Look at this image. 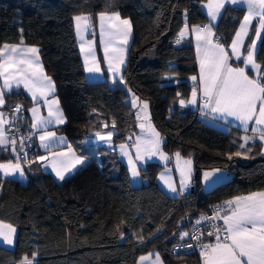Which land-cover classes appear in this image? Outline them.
<instances>
[{
    "label": "trees",
    "instance_id": "obj_1",
    "mask_svg": "<svg viewBox=\"0 0 264 264\" xmlns=\"http://www.w3.org/2000/svg\"><path fill=\"white\" fill-rule=\"evenodd\" d=\"M205 1L0 0V47L21 41L39 47L65 117L57 131L87 160L59 182L39 164L25 168V183L0 177V221L16 229L11 248L0 244V264H16L34 254L33 264H136L140 255L150 252H157L166 264H200L192 253L171 251L189 224L213 202L264 190V152L255 147L246 157L228 159L236 151L244 153L239 148L242 130L210 125L197 111L176 104L178 97L189 95L192 84L187 77L197 72V61L192 42L176 44L175 39L185 20L189 26L209 23L202 8ZM100 12H118L131 23L122 83L86 79L73 18L89 15L95 32ZM244 14L243 6L227 4L213 24L226 48ZM256 26L254 19L243 54ZM261 37L255 61L264 68V32ZM94 40L100 58L96 33ZM246 71L253 77L251 70ZM167 75L177 82L166 83ZM130 93L148 104L149 119L162 138L161 149L192 160L190 187L180 196H168L158 186L162 164L146 162L139 167L141 182L134 186L115 151L84 142L91 134L109 130L114 144L138 134ZM6 99L7 105L20 102L19 126L28 129L30 100L19 90ZM7 160L0 150V161ZM212 169L225 170L229 177L205 190L201 171Z\"/></svg>",
    "mask_w": 264,
    "mask_h": 264
},
{
    "label": "snow or ice",
    "instance_id": "obj_2",
    "mask_svg": "<svg viewBox=\"0 0 264 264\" xmlns=\"http://www.w3.org/2000/svg\"><path fill=\"white\" fill-rule=\"evenodd\" d=\"M227 4L238 5L245 4L247 6V14L243 17L239 30L235 33V38L232 40L230 48L231 55L238 61H242L244 67H233L229 63V53L223 45L218 41L213 42L214 26L212 22L216 21L221 15V10ZM207 16L210 18V23L206 27H192L191 32L195 33L197 41V54L200 61V86L193 87L191 99L185 103L184 99H180L181 107L197 104V93H202L201 109H209L211 113L217 114L221 119L226 120L228 117H233L240 122L245 131L248 130L249 123L254 122L251 128L253 136L242 137L244 143L239 145L240 149L250 151L246 145L251 140L255 142L257 139L256 133H259L258 139L264 143V68L255 61L257 51V41L261 40V33L264 32V0H208L206 5ZM101 34L107 36L103 40L104 59L107 62V71L113 77H119V82H123V76L120 75L121 66L125 63L123 51L124 49L117 44H127L128 35L131 32V24L127 19H121L118 13H113L111 16H106L100 13ZM258 17V27L255 29V39L247 48V55L241 56V48L244 46L245 37L249 34V28L253 18ZM77 33L81 31V22L87 27V22L90 19L87 16H76ZM107 19L112 23L109 24L108 30H105L104 21ZM189 26L185 20L184 28L181 29L176 43L187 36ZM122 37V39H120ZM23 44V41H21ZM82 51L84 50L81 45ZM90 57V59H89ZM86 71L90 74H99L102 72L99 62L92 50V45L88 46V55L85 57ZM254 71L255 76L250 77L246 71L249 68ZM193 81L197 77L191 78ZM0 108L5 104V96L11 94L14 90L23 89L31 95L32 100L36 103V107L30 109L32 113L33 123L32 129H37L43 134L39 136L40 147L45 150H50L52 144L56 142V133L47 131L50 126L62 124L65 118L62 110L59 107L57 99H49L55 92V86L50 77L44 72L39 61V50L35 47L23 48L17 45H4L0 48ZM114 83L117 82L115 79ZM137 97H133L131 105L137 104ZM47 108V116L39 115L40 104ZM148 108V104L143 103V110ZM16 113H20L22 109L19 105L14 109ZM139 118V116H138ZM15 119V118H14ZM10 121L5 119L4 112L0 111V150H6L7 146H11V151L16 153V163H0V172L5 177H15L17 174L21 178L24 176V170L20 160L27 159V153L23 157L17 151L16 139L9 140L6 135L4 125ZM107 127V125H105ZM113 127L115 125L113 124ZM143 130L145 126L140 125ZM96 137L105 143L111 142L113 132L107 133L96 132ZM31 139V137H28ZM60 143H64L63 138H60ZM20 150L25 147V138L20 139ZM160 134L155 131L151 125L148 126L147 138H138L135 145L136 155L135 160L125 151V145L119 147L123 155L128 156V164L133 178L140 175L137 164L142 160L141 153L147 155L148 158L160 154V158L168 160L169 157L164 155L160 150ZM241 151H236L228 155L231 160L232 156H241ZM71 157V159H68ZM176 169L180 175V192L186 191L189 182L192 178V160L183 159L179 152L175 153ZM40 161L48 159L47 156H40ZM84 159L75 157L71 146H68V152L55 154L52 161V169L56 172L59 179L65 178V173H70L77 164H83ZM222 174L221 169H212L203 171L202 179L205 185H211L217 182ZM161 179L165 180L169 189L172 192H177L175 184L171 178L167 179L162 175ZM221 212H224L222 215ZM209 219L201 217L197 220L200 224L201 220ZM214 220H223V228L211 225L216 230V243L203 245L201 255L204 257V264H264V192L250 193L245 196H237L232 200L224 202V205L217 206ZM15 228L10 224H5L0 221V243L12 245L14 242ZM221 231L225 233L223 238L219 234ZM213 233H209L212 235ZM193 239H199L198 236L183 232L181 239L190 236ZM143 242V240H141ZM192 247V245H187ZM152 254H150L151 256ZM156 255L155 264H161L159 254ZM33 259L25 256L20 264H33ZM149 256L140 257L141 264L148 260Z\"/></svg>",
    "mask_w": 264,
    "mask_h": 264
},
{
    "label": "crops",
    "instance_id": "obj_3",
    "mask_svg": "<svg viewBox=\"0 0 264 264\" xmlns=\"http://www.w3.org/2000/svg\"><path fill=\"white\" fill-rule=\"evenodd\" d=\"M100 13H104L106 16H111L113 13H118V12H110V13H107V12H100ZM100 13H98V14L96 15L97 27H96V31H95V32H94V30H93L91 17H90L89 15L85 14L87 17L90 18V19L88 20V22H89V25H90V28H91V32H93V33H91V32L88 33V34H87V37H88V38H92V37L94 38V34L96 33V35H97L98 44H99V51H100V58H99L98 55H97V52H96V49H95V45H94V50H95V54H96V59H97V61L99 62L100 67H101V69H102L101 74L103 75L104 80H107V81H109L110 83H113V81H114V79H115L117 82H119V77H113V76L107 71V62H106L105 59H104V45H103V42H102L103 38H102V34H101V21H100V15H99ZM118 14H119V13H118ZM82 15H84V14L77 15V16H82ZM119 16H120V14H119ZM75 17H76V16H75ZM75 17H74V18H75ZM74 18H73V23H74V29H75V35H76V27H75V19H74ZM120 18H121V19H127V18H123V17H121V16H120ZM242 19H243V18H242ZM254 19L257 20V26H256V28H257V27H258V17H254ZM127 20H128V19H127ZM208 20H209V23H210V18H209ZM215 22H216V21L212 22V24H214ZM241 22H242V20H241ZM241 22H240V24H241ZM110 23H112V22H111V21H108L107 19H105V21H104V27H105V30H106V31L108 30V26H109ZM209 23H206V24H200V25H193V26H189V25H188V26H189V32H188L187 36L181 41V42H183L184 40L189 39V40L192 42V45H193V48H194V51H195L196 61H197V72H196L195 74L189 75V76L187 77L188 82L191 83L192 86H191V90H190V92H189V95L187 96V98H184L186 104H187V101L191 99V94H192L193 84H194L195 82H197V85L200 86V80H199V76H200V64H199V58H198L197 48H196L197 41H196V35H195V33L191 32V28H192V27H196V26L203 28V27L208 26ZM130 24H131V23H130ZM240 24H239V26H238V28H237L236 31L239 30ZM184 25H185V24H184ZM184 25H183V27H182L181 29L184 28ZM180 31H181V30H180ZM180 31H179V33H180ZM212 31H213V34H214L213 27H212ZM179 33L177 34V37H176V39H175V43H176V40H177V38H178V36H179ZM235 33H236V32H235ZM261 34H262V33H261ZM131 36H132V27H131V32L129 33L128 38H127V40H128L127 44H120V41L117 40V44H118L120 47H122V48L124 49V51H123V56H124V60H125V61H126V56H127V50H128V47H129V44H130V41H131ZM216 38H217V37H216L215 34H214V35H213V42H214V43L218 41ZM234 38H235V35H234L233 39H234ZM245 38H246V37H245ZM120 39H122V37H121ZM233 39H232V40H233ZM253 39H255V35H254V38H253ZM218 42H219V41H218ZM231 42H232V41H231ZM258 42H259V40L257 41V45H258ZM219 43H220V42H219ZM176 44H178V43H176ZM179 44H180V43H179ZM220 44H221V43H220ZM4 45H9V46H11V45H17V46H19V47H23V48H29V47H35V48H37V49L39 50V61H40V64L42 65L43 72L46 74L45 69H44V66H43V62H42V59H41V55H40V49H39L38 46H35V45H23V44L4 43V44L1 45L0 48H2ZM221 45H223V44H221ZM230 45H231V43H230ZM230 45H229L227 48L223 45V47L225 48V50L229 53V56H230L229 63H230L233 67H244L243 64H242V66H238V65L232 64V61H233V60H234V61H238V60H236L234 57H232V55H231V48H230ZM246 55H247V53H246V54H243V53H242V48H241V56L243 57V56H246ZM82 63H83V62H82ZM256 63H257V62H256ZM124 65H125V63L121 66V72H120V75H122V70H123ZM83 67H84V65H83ZM246 69L251 70V69H250V66H249V68H246ZM84 71H85V68H84ZM251 71H252V70H251ZM252 73H253V77H254V76H255L254 71H252ZM46 75H47V74H46ZM85 75H86V71H85ZM47 76H48V75H47ZM86 76H87V75H86ZM193 76L197 77V79H196L195 81H193V80L191 79ZM48 77H49V76H48ZM250 77H251V76H250ZM164 78L166 79V81H167L166 83H168V84H173V83H176V82H177V80H172V76H169V75L164 76ZM51 80H52V79H51ZM0 83H2V80H0ZM119 83H120V82H119ZM54 86H55V85H54ZM17 90L23 92V94H25V96L30 100V105H29V107L27 108V113H28V119H29V120H28V121H29L28 129H29V130L33 133V135H34L33 153H32V156H31V158H30V160H29L28 162L23 163V162L20 161L21 166H22V168H23V170H24V176H23V178H21V177L19 176V174H17L15 177H5V176H3V173H2V172H0V177L16 179V180L20 181L21 183H25L26 180H27V176H26V173H25V168H26V167H29L31 164H39L40 169H41L43 172H45V173H49V174H50V175H51V176H52L57 182H59V181H61V179H59V177L56 175V172L53 171V169H52V161H53V158H54V155H55V154H59V153H62V152H68V146L70 145L71 148H72V150H73V153L75 154V157H80V158H83V159H84V163H83V164H77V165L75 166V168L72 169V171H71L70 173H65V178H66L67 176L71 175L72 173H74L75 171H77L79 168H81V167L85 164V162H86L87 160H86L85 156L80 155V154H78V153L75 151V149L73 148V146H72L70 140L67 138L66 135H64L63 133H59V132L57 131V127L63 125L64 123H62V124H55V125H53V126H50V127L47 129V131H51V132H55V133H56V142L52 144L51 149H50V150H45L44 148L40 147V143H41V142H40V140H39V136H40L41 134H43V133L40 132V131L37 130V129H32V128H31V124L33 123V120H32V113H31L30 109H32L33 107H36L37 105H36V103L32 100L31 95L28 94V93L23 89L22 86H21L20 89H17ZM17 90H14V91H17ZM200 94L202 95L201 92H200ZM197 95H198V93H197ZM133 97H135V96H133V94L130 93V101L133 99ZM49 99H57V98H56V97L54 96V94H53L52 96L49 97ZM180 99H183V98L178 97V98H177V101H176V104H177L178 107H180V108L183 109V110H184V109H191V110H195V111H197V113L201 115V116H200L201 119H202L204 122H206V123H208V124H210V125H213V126H216V127L222 128V129H225V128H226V124H229V125L235 126V127L239 128L240 130L243 131V134H242V136H241V139H242V137H244V136H250V137H251V136L254 135V134L252 133V131H251V128H252L254 122H250V123H249L248 130L245 131V129L243 128V126L240 125V122L237 121V120H235L233 117H228L226 120H224V119L219 118V117L217 116V114L211 113V112L209 111V109H201L202 101H199V100H198V96H197V101H198V102H197L196 105H188V106H186V107H181V106H180V103H179ZM57 100H58V99H57ZM137 103H138L137 107L139 106L141 109H143V103H145V102H143V101H139V100H138ZM6 106H7V99H6V96H5V104H4V106H3L2 108H0V111L4 112V114H5ZM39 107H40L39 115H40V116H43V117H46V116H47V108H46L45 106H43V103H41ZM59 107H60V109H61L60 104H59ZM137 107H135L136 110H137ZM61 110H62V109H61ZM147 114H148V117H149V113H147ZM64 118H65V117H64ZM141 123H142V121H138L139 131H138V134L135 135V136H137L136 138H140V137H138V136H139V135H142V133L144 132V129L142 130L141 127H140ZM4 127H5V125H4ZM109 131H110V130H109ZM109 131H103V132H101V133L103 134V133H107V132H109ZM111 132H112V131H111ZM156 132H157V131H156ZM95 134H96V133L91 134V135L85 137V138H84V142H85L86 144H87V143H91V144L93 145V147H94V146H103V147H105V148H106L107 150H109V151H113V149L116 148V151H115V150H114V151L116 152L118 158H119V159L125 164V166L127 167V170H128V172H129V177H130V180H131V183H132V178H133V177H132V175H131V171H130V168H129V164H128V162H126L125 160H123V158H120L119 155H118V154H119V152H118L119 144H114V143L112 142V140H111L112 143L110 142V144H107L106 146L101 145V142H99V140H97V139L94 140V135H95ZM255 135L257 136V139L255 140V142H253V141L250 140V141L248 142V144L246 145V148H250V149L252 150V149H254L255 147H258V148L260 149V152L263 153V152H264V143H262V142L258 139L259 133H256ZM135 136L132 137V140H131V141H129V142H124V143L127 144V146L132 147V151L130 150V152L132 153V158H133V160H135V155H136V148H135V145H136V142H137V141L134 140V137H135ZM147 136H148V135H147ZM60 138H63L64 143H60V142H59ZM141 138H147V137L144 136V137H141ZM160 139H161V141H162V138H161V137H160ZM124 143H123V144H124ZM242 143H244L243 139H242ZM251 150H250V151H251ZM3 151H4V152L6 153V155L9 157V160H7V161H0V163H9V162H11V163H16V162H17V160H16V153H13V152L11 151V146H10V145L7 146V149H6V150H3ZM250 151H245V150L243 149V152H244V153H243V156L246 157V155H247L248 152H250ZM162 153H163L164 155L168 156L169 159H168V160H164V159H161V158H160V159H159V158H155V157H153V156H152L151 158H148V156H147V155H144V153L142 152L141 155H142L143 158H142L141 161L138 162V164H137V168L139 169V167L143 166L146 162H157V163H159V164H162V165H163V168L160 170V172L157 174V177H156V181H157L158 186H159V187L161 188V190H162L165 194H167L168 196H171V197H177V196H180V195H182L183 193H185V192L187 191L188 187L190 186V182H189V186L187 187L186 191H184L183 193H181V192H180V185H179V182H178V177H177V175L175 174V171H176V169H175V163H174L175 153L168 154V153L164 152L163 150H162ZM40 156H47L48 159L45 160V161H40V160L38 159ZM68 159H71V157H69ZM162 175H163L166 179H167L168 177L171 178L172 182L175 184V186H176V188H177V192L174 193V192H172V191L169 189L168 184L165 183V180H164V179H161V176H162ZM227 177H229L228 174L226 175V178H227ZM135 179L138 180V184L141 182V179H140L139 176L136 177ZM257 192H264V190L252 191V192L245 193V194H241V195H237V196H245V195H248V194H250V193H257ZM237 196L231 197V198L227 199V201H228V200H232L233 198H235V197H237ZM220 228H223V220H222V222H221V227H220ZM186 232H187V230H186ZM222 232H223V231H221L219 234L221 235ZM215 236H216V233H214L213 235H211V236L209 237V239L212 241L211 244H213V245L216 243V238H215ZM0 244H1V243H0ZM2 245H3V244H2ZM13 245H14V242H13L12 246H13ZM5 246H6V245H5ZM12 246H7V247H12ZM150 254H152V255L150 256ZM155 254H158V253H157V252H150V253H146V254L140 255V256L137 258L136 264H141L140 257H142V256H149V259L146 260V261H144L143 264H155V262H156V255H155ZM34 255H35V259H36V254H34ZM34 255H33V256H34ZM33 256H32L31 258H29V259H33ZM159 257H160V262H161V264H166L160 255H159ZM35 259L33 260V263L35 262ZM21 261H22V260H21ZM21 261H20V262H21ZM20 262H18V263H16V264H20ZM179 264H185V263H179ZM200 264H204V257L200 259Z\"/></svg>",
    "mask_w": 264,
    "mask_h": 264
},
{
    "label": "built area",
    "instance_id": "obj_4",
    "mask_svg": "<svg viewBox=\"0 0 264 264\" xmlns=\"http://www.w3.org/2000/svg\"><path fill=\"white\" fill-rule=\"evenodd\" d=\"M218 40V38H216ZM193 87H199L197 85V82H195L193 84ZM198 100L202 101L200 99L201 94L198 91ZM17 105L20 106L21 108V104L19 101L13 102L9 105L6 106L5 109V119H7L8 121H10L9 124L5 125V129H6V135L8 136L9 140L11 139H16L17 141V151L19 152V155L21 157L24 156L25 153H27V159H21L20 161L23 163H26L30 160L31 158V153L33 151V142H34V135L33 133L26 129V128H21L19 126V121L17 119V116L21 113H16L14 111V109L17 107ZM15 118V119H14ZM21 137L25 138V147L23 148V150H20V139ZM28 137H31V139H28ZM129 141L131 139H128ZM190 187V186H189ZM188 187V188H189ZM227 201V199H224L222 201L219 202H213L211 204H209L207 210L201 214L200 216H198L196 219H194L188 226L187 228V232L190 234H193L195 236H198L199 239H193L190 236L184 237L182 240L178 241L177 243H175L172 248L171 251L172 253H192L194 254L199 260L201 258H203V256L201 255L202 251H203V245H209L212 243V241L209 239V237L211 235H209V233H216L215 228H213L211 225L215 224L217 227H221V222L222 220H214L211 219L214 216L215 210L217 206H222L224 205V202ZM221 214L223 215L224 212H221ZM201 217H208L209 219H205V220H201L200 224H197V220H200ZM212 234V235H213ZM225 235L224 232H222L221 237L223 238V236ZM192 245V247H187V245Z\"/></svg>",
    "mask_w": 264,
    "mask_h": 264
},
{
    "label": "rangeland",
    "instance_id": "obj_5",
    "mask_svg": "<svg viewBox=\"0 0 264 264\" xmlns=\"http://www.w3.org/2000/svg\"><path fill=\"white\" fill-rule=\"evenodd\" d=\"M207 3H208V0L207 1H205V2H203L202 3V8L204 9V11L206 12V14H207V7H206V5H207ZM231 5V4H230ZM239 6H243L244 8H245V14H244V16L247 14V6L245 5V4H238ZM222 11V10H221ZM82 16H86L85 14L84 15H82ZM243 16V17H244ZM208 17V16H207ZM208 19H209V17H208ZM218 19V18H217ZM253 20H254V18H253ZM242 21H243V19H242ZM256 25H257V20H256ZM75 27H76V21H75ZM91 32V28H90V25H89V22H87V27H85L84 26V22L82 21L81 22V31L79 32V33H77V30H76V40H77V45H78V48H79V52H80V55H81V59H82V62H83V65H84V68H85V71H86V65H85V57L88 55V46H89V44H91L92 45V50H93V52H94V54H95V50H94V45H95V40H94V38L92 37V38H88L87 37V34L88 33H90ZM91 33H93V32H91ZM102 38H103V40H105V39H107V36H102ZM103 40H102V42H103ZM81 45H83V48H84V50L82 51V48H81ZM95 57H96V54H95ZM89 59H90V57H89ZM199 64H200V61H199ZM86 79L88 80V81H100V80H104V77H103V75L101 74V73H99V74H90V73H88L87 71H86ZM138 101V100H137ZM137 105H138V103L136 104V106L135 107H137ZM148 108L146 109V110H143L142 111V109L138 106L137 107V114H138V116H139V118H138V121H142V123L141 124H143L144 126H145V128H144V132L142 133V135H139L138 137H144V136H146L147 137V135H148V126L149 125H151V127L152 128H154V126H153V124L151 123V121H150V119H149V117H148ZM155 129V128H154ZM156 131V130H155ZM137 136H135L134 137V140H136L137 141V139L138 138H136ZM95 139H97V140H99V142H101V145H104V146H106L107 144H109V143H105L104 141H102V140H100L98 137H96L95 135H94V140ZM112 143V142H111ZM137 143V142H136ZM121 144H123V143H121ZM121 144H119V146L121 145ZM124 145H125V151H127L131 156H132V153L130 152V150L132 151V147H129V146H127V144L126 143H124ZM116 151V148H114L113 149V151ZM160 150H161V152H162V149H161V144H160ZM118 152H119V157L120 158H123V160H125L126 162H128V156H125V155H123L122 154V152H121V149H120V147H119V149H118ZM153 157H155V158H159L160 159V154L159 153H157L156 155H154ZM183 159H187V158H183L182 157V160H181V163H183ZM174 163H175V169H176V157H174ZM203 171H209V170H202L201 171V175H200V181H201V184H202V186H203V188L205 189V190H208V189H210L212 186H214V184H218V183H220V182H222L223 180H226L227 178H226V175L228 174L225 170H222V174H221V176H220V178L217 180V182L216 183H214V184H211V185H205V183L203 182V179H202V173H203ZM175 174L177 175V177H178V182H180V175H179V171H177V169H176V171H175ZM192 174H193V172H192ZM132 184L135 186V185H137L138 184V180H136L135 178H132ZM179 185H180V183H179ZM5 223V222H4ZM5 224H7V223H5ZM12 226V225H11ZM13 228H15L14 226H12ZM16 230V229H15ZM15 234H16V231H15ZM14 240H15V235H14ZM1 244H3L4 246L6 245V247L7 246H12V245H8V244H6V243H1ZM8 248H11V247H8Z\"/></svg>",
    "mask_w": 264,
    "mask_h": 264
}]
</instances>
